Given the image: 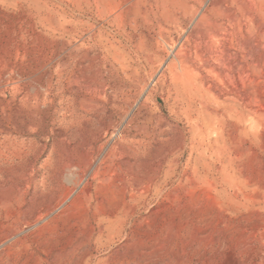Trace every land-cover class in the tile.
<instances>
[{
    "label": "rangeland",
    "instance_id": "obj_1",
    "mask_svg": "<svg viewBox=\"0 0 264 264\" xmlns=\"http://www.w3.org/2000/svg\"><path fill=\"white\" fill-rule=\"evenodd\" d=\"M0 264H264V0H0Z\"/></svg>",
    "mask_w": 264,
    "mask_h": 264
},
{
    "label": "bare ground",
    "instance_id": "obj_2",
    "mask_svg": "<svg viewBox=\"0 0 264 264\" xmlns=\"http://www.w3.org/2000/svg\"><path fill=\"white\" fill-rule=\"evenodd\" d=\"M174 61V60H173ZM172 61V62H173ZM177 61V60H176ZM179 68H180V72H178L179 74H181L182 76L180 77H184L185 78V84H183L184 86H187L188 90H193V88L196 86V82L193 80L194 77H196V71L194 69V67L190 64L188 61H183L179 59ZM174 67H176L178 69V65L176 62H174ZM184 81V79H183ZM23 124V123H22ZM15 126V125H14ZM16 127V126H15ZM20 132V131H19ZM21 133V132H20Z\"/></svg>",
    "mask_w": 264,
    "mask_h": 264
}]
</instances>
